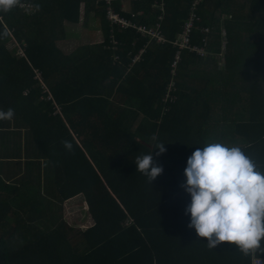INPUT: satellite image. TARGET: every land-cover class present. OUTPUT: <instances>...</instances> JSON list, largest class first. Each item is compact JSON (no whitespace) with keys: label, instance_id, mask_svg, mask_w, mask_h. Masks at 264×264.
Segmentation results:
<instances>
[{"label":"trees","instance_id":"1","mask_svg":"<svg viewBox=\"0 0 264 264\" xmlns=\"http://www.w3.org/2000/svg\"><path fill=\"white\" fill-rule=\"evenodd\" d=\"M108 7L150 32L111 24ZM80 21H97L101 40L57 47L81 41ZM8 108L0 264H160L164 248L173 264L175 238L190 235L191 198L182 211L166 206L185 193L187 158L209 143L244 150L264 138V0H20L0 11ZM150 152L163 171L149 182L135 160ZM83 203L92 224L77 229L65 215ZM158 209L159 220H146ZM162 220L172 236L147 246L141 231Z\"/></svg>","mask_w":264,"mask_h":264},{"label":"clouds","instance_id":"2","mask_svg":"<svg viewBox=\"0 0 264 264\" xmlns=\"http://www.w3.org/2000/svg\"><path fill=\"white\" fill-rule=\"evenodd\" d=\"M19 3L0 0V11H10ZM34 10L39 11L40 5H34ZM14 116V109H0V121ZM164 144L155 145L157 156L165 151ZM62 145L72 151L71 142L64 140ZM135 165L149 182L163 171L152 152L137 156ZM184 176L181 187L191 197L186 208L190 216L187 227L194 229L197 237L206 240L211 249L226 243L245 256L264 253V173L257 171L255 162L240 147L209 143L197 148L187 158Z\"/></svg>","mask_w":264,"mask_h":264},{"label":"crops","instance_id":"3","mask_svg":"<svg viewBox=\"0 0 264 264\" xmlns=\"http://www.w3.org/2000/svg\"><path fill=\"white\" fill-rule=\"evenodd\" d=\"M82 21H80L79 25H76L80 31L82 30L83 32V38L78 41H62L59 43L65 44V43H75V44H81L82 41H84L85 38V34H88V39H89V44L92 43H97L95 41L91 40V37H100L101 33L100 31L97 29V25L98 22L97 21H93V25L91 28H83L81 26ZM75 26L73 25H66V31L67 32H72ZM94 30V32L97 33H92V31ZM86 31V33H85ZM99 32V33H98ZM87 43V41H86ZM61 44V45H62ZM60 45V44H59ZM59 45L57 44V47H59ZM71 47V45H70ZM260 147L257 149L256 154H253L255 160H260L262 161L264 159V138L260 139L257 143H255L254 145H251L249 147H246L244 149H250L252 148H256V147ZM246 151V150H243ZM261 166L257 167L259 169V171L261 173H264V165L263 163H260ZM258 171V170H257ZM176 217V216H175ZM190 222V220H189ZM188 222V223H189ZM161 226V228L164 227L163 231L161 232L163 234L165 238L166 243L168 242L167 240L169 239V237L172 236V229L170 227H173L174 223L171 225L168 220H162L159 222ZM168 223V225H167ZM190 229V235H188V239L187 240H183V236L181 237H176L175 239H180V248H179V252L176 254V260L173 264H253L255 259H261L264 262V253H260V252H256L253 254H250L248 256L243 255L234 245H229V244H221L219 246H217L214 249H211L207 246V241L204 240L203 238H199L196 236L194 229L189 228ZM186 239V238H185ZM143 241L148 245H152L155 244L157 245V248L160 246V242L158 241V238H150V240H145L143 239ZM203 242V243H202ZM186 243L189 244L186 245ZM204 244V245H203ZM262 244H264V241H262ZM128 245H130L128 243ZM131 247L135 248V245L132 244L130 245ZM141 249H144L143 246V242H142V246ZM100 251V250H98ZM107 251V250H106ZM105 252V251H104ZM103 252V253H104ZM163 253L161 254V262L160 264H167L166 261V249H163ZM168 264H172V263H168Z\"/></svg>","mask_w":264,"mask_h":264},{"label":"rangeland","instance_id":"4","mask_svg":"<svg viewBox=\"0 0 264 264\" xmlns=\"http://www.w3.org/2000/svg\"><path fill=\"white\" fill-rule=\"evenodd\" d=\"M123 3V10L124 11H128V10H130V8H129V4H127V2H125V1H123L122 2ZM109 18V17H108ZM85 33H86V31H85ZM92 33H97V32H94V30L92 31ZM99 33V32H98ZM82 34V33H81ZM83 35V34H82ZM84 37V36H83ZM91 40L92 41H95V42H97V41H99V40H101V37H100V35H99V38H97L96 36L95 37H91ZM86 41H87V43H86ZM89 43V39H88V34L86 35L85 34V38H84V41H82L81 42V44L79 43V44H75V43H73L72 45H71V47L72 48H75V47H77L78 45H86V44H88ZM57 44L59 45L60 43L59 42H57ZM60 46V45H59ZM252 148V147H251ZM258 148H260L259 146L258 147H254V148H252V149H244V150H246V151H244V153L247 155V156H249L254 162H255V164H256V169L259 171V169L257 168V167H260L261 166V164L260 163H263V165H264V159L262 160V161H260V160H255V158H254V156H253V154H256V151H257V149ZM187 198H191L190 197V195L188 194V193H184V194H182V196H181V199L179 200V198L177 199V198H175V199H173L172 200V202L170 203H168L169 205H167L166 207H174L175 205L176 206H178V208L182 211L183 209H185V205L184 204H187L186 202H184V200L183 199H187ZM87 208H88V205H86L85 203H83V207L81 208V207H79V210L77 211V214H75L74 212H75V210H71L69 213H68V215H65V219H67L68 221H69V224H70V226H72V227H75V228H77V229H81V228H85V227H89V226H91V224H92V221H91V219L89 218V215H87V214H85V213H83L84 211V209H86L87 210ZM159 211H161V209H158L157 210V213L156 214H150L151 216H149V217H145L146 218V220H151V219H153L152 221H157V220H159V217L160 216H163L164 215V213H162V212H160L159 213ZM161 226L162 225H160L159 223H152V224H148L147 225V227H148V231H141V236H139L140 238H142V239H145V240H150V238H160L163 234L161 233V230H162V228H161ZM102 249H100V251H101ZM104 252V251H103ZM103 252H99L98 251V259L100 258V260H102L103 259ZM104 254H106V251L104 252ZM126 257H127V259H128V255H126Z\"/></svg>","mask_w":264,"mask_h":264},{"label":"built area","instance_id":"5","mask_svg":"<svg viewBox=\"0 0 264 264\" xmlns=\"http://www.w3.org/2000/svg\"><path fill=\"white\" fill-rule=\"evenodd\" d=\"M111 1L113 0H105L106 3H111ZM109 17V18H108ZM107 19L111 24H117L122 28H127V27H132V28H136V30H138L139 32H143L145 33L146 30L144 28L141 27H135L134 25H132L128 20L123 19L122 17L118 16L116 13L113 12V10L111 8H107ZM194 21L192 18H190L188 20V22H186L185 24V30L188 32L190 31L191 27L193 26ZM150 31H147L146 33H149ZM185 42H187V40H185ZM195 49V48H194ZM137 59V58H136ZM253 264H263L260 260H254Z\"/></svg>","mask_w":264,"mask_h":264}]
</instances>
